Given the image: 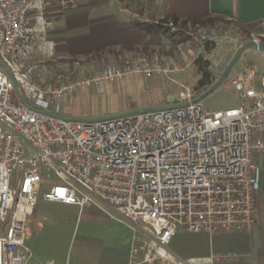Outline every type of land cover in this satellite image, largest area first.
Segmentation results:
<instances>
[{"label": "built area", "instance_id": "obj_1", "mask_svg": "<svg viewBox=\"0 0 264 264\" xmlns=\"http://www.w3.org/2000/svg\"><path fill=\"white\" fill-rule=\"evenodd\" d=\"M85 1L0 0V264H27V225L42 189L46 201L113 207L132 231V259L139 251L149 263L240 259L227 253L182 263L168 245L178 230L242 232L254 225L260 188L255 158L264 154V74L253 66L231 74L240 104L223 111L205 110L195 100L201 92L183 86L174 104L185 105L99 120L66 118L61 102L80 90L129 73L182 70L178 63L144 59L88 70L72 60L61 63L53 81H43L42 62L54 57L45 10H74ZM258 27L264 30V18ZM260 37L264 31L250 33L249 40Z\"/></svg>", "mask_w": 264, "mask_h": 264}, {"label": "crops", "instance_id": "obj_2", "mask_svg": "<svg viewBox=\"0 0 264 264\" xmlns=\"http://www.w3.org/2000/svg\"><path fill=\"white\" fill-rule=\"evenodd\" d=\"M113 0H86L74 10L51 6L45 10L53 28L48 37L54 43L55 63L42 64L41 79L53 81L59 60H82L103 50L127 53L141 46L165 47L164 35H148L130 21L157 20L166 14L180 18L214 17L246 26H258L264 18V0H137L138 8H111ZM92 68H88L91 70ZM156 76H149L156 83ZM146 77L129 73L103 85L80 90L61 102L66 118H94L135 108L162 105L159 99L125 102L119 95L107 97L111 89L132 90ZM260 167V188L256 193L254 225L242 232H188L178 230L168 250L180 262L211 255L236 253L241 258L229 264H264V154L255 158ZM80 215V216H79ZM132 231L119 212L107 203L79 208L77 205L40 201L27 225L25 244L30 250L27 264H171L143 262V252L131 258ZM194 264V263H185Z\"/></svg>", "mask_w": 264, "mask_h": 264}, {"label": "rangeland", "instance_id": "obj_3", "mask_svg": "<svg viewBox=\"0 0 264 264\" xmlns=\"http://www.w3.org/2000/svg\"><path fill=\"white\" fill-rule=\"evenodd\" d=\"M117 6L129 10L138 8L137 0L131 3L121 2V0L111 1V8L118 9ZM215 20L210 24L211 27H209V24L204 27L200 25L186 26L184 37L188 36V38L175 47L166 44L165 47L160 45L151 49L147 48L146 50L142 48L131 51L127 50V53H123L121 50L116 51L115 54H109L103 50L87 56L85 60H79L78 57L71 60H78L86 69H99L104 65L121 64L126 60L131 61L135 59H144L149 63H153L154 61L178 63L182 70L168 76H156V83H153L149 79V76H147L146 79H143L142 84L135 85L132 90L123 86L122 89H111V94L107 95L108 98L112 96L116 98L119 95L125 102L133 101L136 103L146 99H159L163 103L162 105L174 104L178 99L180 91L183 90V86L195 89L199 78L198 65L205 68V62H208L209 70L213 74L215 81L233 56L237 47L243 42L242 39L247 37L249 40L250 33L257 34L264 31L260 30V27L255 26L249 27V30L244 33L242 31L243 27L232 20ZM202 36H207L212 41L205 44L201 39ZM260 41L264 43V37H260ZM197 58L201 59L199 63H195ZM57 60L53 57L52 60H46L42 64L47 62L53 64ZM248 61L252 63L258 74H264V51L252 47L247 48L241 54L239 60L224 81L200 99L205 110L210 112L223 111L235 108L240 104L239 94L231 86L229 76L240 68L248 66ZM253 83L255 87L259 86L257 78L254 79ZM195 90L201 92L200 94L205 91L204 88ZM43 190H41L37 204L43 201L41 195Z\"/></svg>", "mask_w": 264, "mask_h": 264}, {"label": "trees", "instance_id": "obj_4", "mask_svg": "<svg viewBox=\"0 0 264 264\" xmlns=\"http://www.w3.org/2000/svg\"><path fill=\"white\" fill-rule=\"evenodd\" d=\"M215 19L222 20V18H214V17L180 18L175 14H166L162 18H159L157 20L140 21L134 19L130 21V25L145 31L148 35H156V34L164 35L169 40L168 44L172 47H175L179 43L183 42L185 39L188 38V36L184 37V30L186 26L200 25L204 27V26H208L207 24L209 25L212 24L213 21H216ZM237 24L243 27L242 31L244 33L249 30V27H252V26L242 25L239 23ZM209 27H211V25ZM247 40H248L247 37L242 39L243 42ZM141 48L146 50L148 46L147 45L141 46ZM200 60H201L200 58H197L195 60V63H199ZM71 61L72 60H66V61L59 60L56 66H59L61 63H65V62L70 63ZM248 63H249L248 66H252L251 62L248 61ZM204 67L205 68H202V66L200 65H198L197 67L199 71V78L197 80V85L195 86V89L204 88V90H206L214 82L215 78L211 73V71L209 70L208 62H205Z\"/></svg>", "mask_w": 264, "mask_h": 264}, {"label": "water", "instance_id": "obj_5", "mask_svg": "<svg viewBox=\"0 0 264 264\" xmlns=\"http://www.w3.org/2000/svg\"><path fill=\"white\" fill-rule=\"evenodd\" d=\"M255 48L257 50H262L264 51V43L260 41H255V40H247L245 42H242L237 49L235 50L233 56L231 59L228 61L224 69L221 71L219 76L216 78V80L202 93L200 96H198L195 100H200L203 96L211 92L213 89H215L218 85H220L224 79L230 74L232 71L233 67L239 60L241 54L247 49V48ZM0 65L3 66V63L0 61ZM16 91L20 97V100L26 104L25 100L23 99L21 93L19 92L18 88L16 87ZM194 100V101H195ZM178 105H185L183 104H169V105H158V106H147V107H142V108H135L131 109L125 112H120V113H115V114H110V115H105V116H100V117H94V118H76L77 120H99V119H107V118H114L122 115H127V114H134V113H140V112H146V111H154V110H161V109H166V108H172L176 107Z\"/></svg>", "mask_w": 264, "mask_h": 264}]
</instances>
